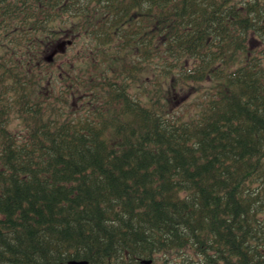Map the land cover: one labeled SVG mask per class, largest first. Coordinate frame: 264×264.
I'll use <instances>...</instances> for the list:
<instances>
[{
	"label": "trees",
	"instance_id": "trees-1",
	"mask_svg": "<svg viewBox=\"0 0 264 264\" xmlns=\"http://www.w3.org/2000/svg\"><path fill=\"white\" fill-rule=\"evenodd\" d=\"M74 260L264 264V0H0V264Z\"/></svg>",
	"mask_w": 264,
	"mask_h": 264
},
{
	"label": "rangeland",
	"instance_id": "rangeland-1",
	"mask_svg": "<svg viewBox=\"0 0 264 264\" xmlns=\"http://www.w3.org/2000/svg\"><path fill=\"white\" fill-rule=\"evenodd\" d=\"M66 39H68V38H61V40H66ZM60 46V45H59ZM64 46L63 45H61L60 46V50H64ZM49 57V56H48ZM147 76V75H146ZM149 77V76H148ZM154 78V77H153ZM144 80H146L147 81V79H144ZM185 92H187L188 94L186 95V96H184V93ZM185 92H181V93H179V95L178 96H176L175 97V102H174V104H173V111H175V110H178L179 108H180V105L182 104V102H190L193 98H194V96L196 95V91H185ZM182 98V99H179V98ZM13 125H16L15 123L13 124ZM13 128V127H12Z\"/></svg>",
	"mask_w": 264,
	"mask_h": 264
},
{
	"label": "water",
	"instance_id": "water-1",
	"mask_svg": "<svg viewBox=\"0 0 264 264\" xmlns=\"http://www.w3.org/2000/svg\"><path fill=\"white\" fill-rule=\"evenodd\" d=\"M67 44L69 45L70 42H67ZM61 45L64 46V44H61ZM61 45H60V46H61ZM60 46L58 47V50L62 53L64 50H63V49L60 50V49H59ZM56 54H57V50L54 51V52H52V53L49 55V57L46 58V62H47V63L52 62V59H53L54 55H56ZM141 263H142V264H151V261H150V260H149V261H142ZM66 264H88V262H87V261H84V260H80V261H75V260H74V261H69V262H67Z\"/></svg>",
	"mask_w": 264,
	"mask_h": 264
}]
</instances>
